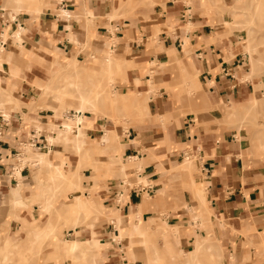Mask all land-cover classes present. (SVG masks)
Listing matches in <instances>:
<instances>
[{
    "label": "crops",
    "instance_id": "crops-1",
    "mask_svg": "<svg viewBox=\"0 0 264 264\" xmlns=\"http://www.w3.org/2000/svg\"><path fill=\"white\" fill-rule=\"evenodd\" d=\"M211 3L208 0H64L63 6L60 2L58 6L68 11V16L54 14L50 8L38 10L37 21L25 13L16 14L11 28L19 25L25 36L17 46L2 40L0 32V46L6 51L5 70L0 71V78H6V71L11 69L13 74L21 71L27 79L35 66L29 63V67L22 69L16 62H26L33 53L43 55L44 50L35 48L36 44L45 48L52 44L66 55L75 54L78 49L76 56L80 57L83 53L67 38L69 33L75 39L89 37L91 46L97 48L115 39V44L109 47L129 65L125 70L126 80L120 86L126 90L122 93L136 94L139 98L149 95L145 116L129 114L123 122L128 127L123 130L121 143L123 157L137 156L142 161L139 175L147 184L127 193L124 189L119 200L115 196L118 188L113 194L108 187L100 188L98 195L104 197V203H114L117 207L122 202L117 213L121 218L133 216L131 225L127 222L130 233L134 226L143 231L142 222L155 219L158 210L169 208L168 214H162L164 222L181 228L178 239H170L172 247L176 253L192 252L195 241L203 243L204 233L200 229L193 232L182 229L190 219L188 209L180 205L185 202L190 208L193 199L189 191H181V176L172 172L178 159L191 148L201 159L194 163L198 169L194 176L206 190L208 210L219 223L225 221L222 227L211 225L213 239L228 252L225 253L228 258L217 264H264V258L260 257L264 255L263 167L250 159L248 145L238 138L241 129L236 128L234 116H228L230 110L252 99L260 82L249 79L242 66L248 53L236 42L239 31H228L223 24L229 22L227 16L213 13ZM3 24L0 21V28ZM17 114L6 116L8 124L0 148V183L3 184L0 199L10 191L7 187L14 180L10 158L17 142L26 140L34 130L27 134L21 115ZM28 116L32 121L46 124L45 114L29 112ZM66 118L71 120L69 116ZM88 118L86 136L95 138L103 131L102 122ZM57 126L62 127V122ZM36 135L42 142L48 140L45 134ZM77 228H61L59 232L67 231L70 237L80 233L84 238L78 240L81 244L93 239L95 246H104L97 253L92 250L87 264H132L123 256L124 245L111 239L112 234L118 236L115 223L103 221L92 228ZM91 233L94 236L89 238ZM55 238L59 242L67 240L62 241L58 235ZM40 264L72 262L46 258Z\"/></svg>",
    "mask_w": 264,
    "mask_h": 264
},
{
    "label": "rangeland",
    "instance_id": "rangeland-1",
    "mask_svg": "<svg viewBox=\"0 0 264 264\" xmlns=\"http://www.w3.org/2000/svg\"><path fill=\"white\" fill-rule=\"evenodd\" d=\"M208 1L213 2L210 9L213 13L227 16L226 20L229 22L223 24L228 31L232 29L239 31L238 37L235 38L236 42L248 53V59L242 66L248 72L249 79L256 78L260 82L255 87L252 99L230 110L231 113L228 116L229 118L234 116L236 128L241 129L238 138L243 144L248 145L250 159L255 165L262 166L264 172V0ZM58 3L59 0H21V4L15 0H0V21L4 22L0 28L2 40L11 41L17 46L21 40H24L22 30H20L21 33L19 32V25L16 28L14 26V29L11 28L16 14L21 13L22 16L26 14L25 16L37 21L39 15L37 12L50 8L54 14L62 16L63 12ZM67 38L74 45L79 46V50L83 53L80 57L76 56L78 49L75 50V54L66 55L52 44L48 45L49 48L36 44L35 48L44 50L43 55L33 53L29 59L26 58L25 64L22 61L16 62L22 69L29 67V63L35 66L36 69L29 72L27 79L21 71L17 70V73L13 74L11 69L6 71V78H0V115L13 116L15 112H18L17 115H21L22 127H26L27 134L34 129L33 131H37L36 134H45L47 139L48 136H53L51 142L48 140L45 142V147L37 149L29 140L32 135L28 134L26 140L17 142V149L10 158V168H13L12 178L14 177L15 180H12V184L7 187L10 191L6 194L3 192L5 195L0 199V264H40L46 258L57 262L70 260L72 264H87L89 256L93 255L92 250L94 249L97 253L104 246H95L92 241L82 243L80 249L69 253L55 246L53 239L55 235L62 238V241L84 239L80 233L70 237L67 236V231L60 233L59 229L79 227L78 230L86 226L92 228L103 221L115 223L118 236L112 234L111 239L115 243L121 242L124 245L121 250L128 263L217 264L228 258L225 254L228 253L226 248L213 239L211 226L212 223L217 226L221 224L220 227L225 226V221L219 223L208 210V203L205 200L206 190L194 176V172H198L194 163H199L201 159L191 152V148H188L178 159L172 172H177L181 176V191H189L193 199L190 208L185 202L180 205L188 209L190 219V223H185L186 226L182 229L190 232L200 229L204 233L203 243L200 244L195 255L193 251L184 254L181 251L176 253L172 247L170 239L177 240L181 228L165 223L163 216L168 214L169 208L158 210L159 214L155 219L142 222L143 231L140 232L138 227H134L136 232L130 233L127 224L131 225L133 216L121 218L122 215L119 216L117 213V208L122 202L118 204V207L114 203L103 202L104 197L98 195L100 188L108 187L111 189L109 193L113 194L122 180L124 185L121 188H125L127 193L136 186L141 188L147 184L146 180L139 175L142 170V161L123 157L121 143H123V130L128 127L123 122L130 115L145 116L143 104L149 100V95L139 98L136 94H131L126 96V100L118 98L119 105L111 104L108 97L114 93L126 91L121 88L123 86L121 84L124 79L126 80L125 70L129 67L125 61L118 58L116 50L109 47L115 44V39L109 40L104 47L97 48L91 46L87 36L84 39H75L69 33ZM19 48L23 50V47ZM5 56V48L0 46V71L5 70L3 68ZM108 56L115 60L107 63L105 60ZM22 84H25L26 88L22 87ZM82 95L89 97L90 103L88 109L84 110L80 128L75 126L76 117L69 120L66 116L77 112L75 106ZM29 112L47 115L43 120L46 124L32 121L28 116ZM88 117L102 122L103 131L95 138L86 136V127L90 126ZM64 120H68L72 127L75 126L74 129L63 132L57 124L60 122L63 124ZM77 130L85 134L80 144ZM103 136H106L107 140H103ZM48 147L51 148V154L48 157L53 164L59 163L58 166H47L45 160L38 165L30 156L32 152L37 150L43 152ZM187 160L190 161L189 167H186ZM58 170L62 175L58 174ZM186 174L188 177L185 176ZM16 184L21 185V194L25 197V203L18 206L12 201L13 193L11 192V188ZM0 185L3 184L0 183ZM44 195L47 196L44 197ZM77 195L82 199H90L95 206L91 207L83 200L87 211L77 210L78 207L75 204ZM146 197L150 198L147 195ZM47 203L51 204V211L50 208L45 209ZM66 204L70 205L72 212H76L69 214V208L64 209ZM175 207L178 208L179 205ZM26 214L28 218L25 217ZM48 218L53 222V230L47 229L39 239L31 238L28 241V232L35 225L44 227ZM93 236L94 234L91 233L89 238ZM6 238L11 240V244L21 246L20 249L13 250L4 241ZM34 240L36 242L32 245ZM198 242L195 241L193 246ZM23 245H26L25 249ZM261 248L257 246L256 249L261 250ZM230 257L235 258L233 255ZM260 257L264 258V255Z\"/></svg>",
    "mask_w": 264,
    "mask_h": 264
},
{
    "label": "bare ground",
    "instance_id": "bare-ground-1",
    "mask_svg": "<svg viewBox=\"0 0 264 264\" xmlns=\"http://www.w3.org/2000/svg\"><path fill=\"white\" fill-rule=\"evenodd\" d=\"M17 3H19V4H21V0H15ZM21 7V6H20ZM19 9V8H18ZM17 9V10H18ZM62 12L65 14V15H67L68 16V11H65V10H62ZM23 28H19V32L21 33V31L20 30H22ZM17 31V30H16ZM19 32L17 31V35H19ZM16 36V35H15ZM25 36V35H24ZM19 37H20V35H19ZM24 38V37H23ZM17 39V38H16ZM21 40V39H20ZM19 40V41H20ZM21 43V42H20ZM234 43V42H233ZM111 52V51H110ZM112 60H115V59H112V58H110L109 56L106 58V62L107 63H110ZM71 61V60H70ZM106 64V63H105ZM109 65V64H108ZM107 67H109V66H107ZM109 73V72H108ZM111 76V75H110ZM109 76V77H110ZM71 82V81H70ZM71 85H72V83H71ZM102 92V91H101ZM101 94V93H100ZM98 95V94H97ZM109 96H111V95H109ZM112 97V98H111ZM111 97H108L109 98V100H110V102H111V104H113V105H119L120 104V102H119V99L118 98H121L122 100H126V94H122V93H114ZM129 98V97H128ZM130 99V98H129ZM132 100V99H131ZM254 100V99H253ZM127 101H128V99H127ZM132 102V101H131ZM89 103H90V100H89V97H87L86 95H82V96H80L79 97V100H78V102L76 103V106H75V108H76V111L78 112V114H77V116H76V123H75V126H78V127H80L79 126V123H81L82 122V118H83V116H84V110H86V109H88V106H89ZM139 103V102H138ZM144 105V108H145V105H146V102L143 104ZM142 108V107H141ZM55 109H57V108H55ZM90 109V108H89ZM146 109V108H145ZM240 113V112H239ZM242 114V113H241ZM65 119V118H64ZM67 119V118H66ZM68 120H64V122H63V124H62V127H61V129L63 130V132H70L72 129H74L73 127H75V126H71L68 122H67ZM81 128V127H80ZM61 130V131H62ZM60 135V134H59ZM75 135V134H74ZM77 136L79 137V141H78V143L80 144V142H83V138H85V134L82 132V131H78L77 130ZM55 137V136H54ZM103 138V140H107V137L106 136H103L102 137ZM55 139H56V137H55ZM53 140V136H48V141L49 142H51ZM52 144V143H51ZM78 144V145H79ZM80 146V145H79ZM51 154V149L50 148H48L46 151H34V152H32V154L30 155L36 162H37V164L39 165L43 160H45V163H46V165L47 166H51V165H54V166H58V164L59 163H55V164H53L52 163V161H51V159L48 157L49 155ZM120 160H121V158H119ZM128 159H130V160H139L138 159V157L137 156H133L132 158H128ZM127 159V160H128ZM126 160V161H127ZM129 160V161H130ZM132 162V161H131ZM125 163V162H124ZM123 164V163H122ZM133 164V163H132ZM189 165H190V161L189 160H187V165H186V167H189ZM133 166V165H132ZM58 174H60V175H62V173H61V171L60 170H58ZM48 188V187H47ZM11 192L13 193L12 195H13V199H12V201L14 202V204L15 205H22V204H24L25 203V197H23L22 196V187H21V185L20 184H16V186L15 187H12L11 188ZM50 193H51V190H50ZM53 195V194H52ZM47 196V195H46ZM45 195H44V197H46ZM86 202V203H89L90 204V206L91 207H94L95 205H94V203H92V202H90V199H82L80 196H75V204H76V206L78 207L77 208V210H79V209H83V210H85V211H87L86 210V207H85V204H84V201ZM203 200H204V197H203ZM49 202V201H48ZM48 205L46 206V208L45 209H49L50 208V211H51V209H52V207H51V204L49 205V203H47ZM70 205L69 204H66V205H64V209L65 208H69V214H73L74 212H76V211H73L72 212V210H71V208L69 207ZM44 207V206H43ZM44 210V209H43ZM82 210V211H83ZM81 211V212H82ZM85 213V212H84ZM86 215V214H85ZM14 218V217H13ZM117 219H118V217H117ZM116 219V220H117ZM53 222H51V220H50V218H48V221L46 222V224L44 225V227H39V226H37V225H35L29 232H28V241L31 239V238H33V239H35V240H37V239H39L40 237H42L46 232V230L48 229L49 231H51V230H53V224H52ZM40 224V223H39ZM134 227H136V226H134ZM174 228V227H173ZM162 230V229H161ZM136 232V229L134 228L133 230H131V233H135ZM151 234H153L152 232H151ZM151 239H153L152 237H150ZM34 240V243L32 244V245H34L35 244V241ZM150 240V239H149ZM163 240H165L164 239V237H163ZM6 243H8L10 246H11V248L13 249V250H16V251H18L19 249H20V247L17 245V244H11V240H9L8 238H6L5 240H4ZM91 241H93V239H91ZM91 241H88V243H90ZM167 241V240H166ZM26 242V241H25ZM153 242V241H152ZM30 243V242H29ZM32 243V242H31ZM53 243L55 244V246H58V248H60L62 251H68L69 253H74L75 251H77L78 249H80L81 248V243L78 241V239H74V240H70V241H64V242H62V243H59V240L57 239V238H54L53 239ZM94 244H95V242H94ZM200 242H198V243H196V245L194 246V250H193V255H195L196 254V252L199 250V248H200ZM165 245V244H164ZM24 246V245H23ZM28 246V245H27ZM94 246V245H93ZM25 247H26V245L24 246V249H25ZM29 247V246H28ZM165 247H168V246H165ZM23 248V247H22ZM21 248V249H22ZM31 248V247H30ZM208 249V248H207ZM23 250V249H22ZM21 251V250H20ZM18 253H20V252H18ZM22 253V252H21ZM9 258H11V257H9ZM214 258V257H213ZM212 258V259H213ZM193 260V259H192ZM6 261V260H5ZM6 264V263H5Z\"/></svg>",
    "mask_w": 264,
    "mask_h": 264
},
{
    "label": "built area",
    "instance_id": "built-area-1",
    "mask_svg": "<svg viewBox=\"0 0 264 264\" xmlns=\"http://www.w3.org/2000/svg\"><path fill=\"white\" fill-rule=\"evenodd\" d=\"M59 2H60V5L63 6L64 0H59ZM185 14L189 15V13H185ZM1 44H3V43L1 42ZM77 114H78V112H72V113H70L69 117L74 118L77 116ZM0 120H1V124H0V148H1L2 139L4 137V128L8 124V118L4 114H1ZM36 133H37V131H33V133L31 134L32 136L29 139L32 146H35L36 148H40L42 146L45 147V142L40 141L39 137H38L39 135L37 136ZM0 154H1V152H0ZM10 174L13 176V168L10 169ZM13 179L15 180L14 177H13ZM123 185H124V183L121 182L119 184L118 192L115 193V196L118 198V200L120 199V197L122 196V193L124 192L125 188L124 189L121 188ZM129 189H131V188H129ZM134 189L138 190L139 188L135 187Z\"/></svg>",
    "mask_w": 264,
    "mask_h": 264
}]
</instances>
